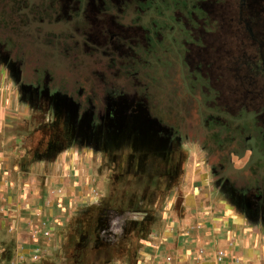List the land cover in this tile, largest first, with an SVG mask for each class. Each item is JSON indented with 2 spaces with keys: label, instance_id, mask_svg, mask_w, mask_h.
Instances as JSON below:
<instances>
[{
  "label": "rangeland",
  "instance_id": "374dc122",
  "mask_svg": "<svg viewBox=\"0 0 264 264\" xmlns=\"http://www.w3.org/2000/svg\"><path fill=\"white\" fill-rule=\"evenodd\" d=\"M11 50L0 43V264H264L262 179H226V145L193 132L143 63L76 86ZM219 67L184 62L203 105L237 115L247 91L220 87Z\"/></svg>",
  "mask_w": 264,
  "mask_h": 264
},
{
  "label": "flooded vegetation",
  "instance_id": "af4514ba",
  "mask_svg": "<svg viewBox=\"0 0 264 264\" xmlns=\"http://www.w3.org/2000/svg\"><path fill=\"white\" fill-rule=\"evenodd\" d=\"M1 42L20 52L28 72L34 63L33 74L68 75L76 86L91 87L94 74L132 78L143 63L193 132L226 145L217 170L231 182L264 184V0H0ZM157 54L176 60V70L164 72ZM191 54L232 78L225 84L220 72V87L247 91L246 110L233 116L224 104L203 105L184 69ZM125 58L133 68L120 64ZM247 152L243 167H233L230 156Z\"/></svg>",
  "mask_w": 264,
  "mask_h": 264
},
{
  "label": "crops",
  "instance_id": "0c3cea01",
  "mask_svg": "<svg viewBox=\"0 0 264 264\" xmlns=\"http://www.w3.org/2000/svg\"><path fill=\"white\" fill-rule=\"evenodd\" d=\"M233 222L236 223V224H238V223L241 222V220L238 217H233Z\"/></svg>",
  "mask_w": 264,
  "mask_h": 264
}]
</instances>
